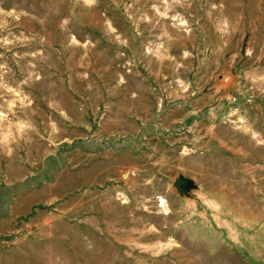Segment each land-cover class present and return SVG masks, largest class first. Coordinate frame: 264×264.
<instances>
[{"label": "rangeland", "instance_id": "374dc122", "mask_svg": "<svg viewBox=\"0 0 264 264\" xmlns=\"http://www.w3.org/2000/svg\"><path fill=\"white\" fill-rule=\"evenodd\" d=\"M0 264H264V0H0Z\"/></svg>", "mask_w": 264, "mask_h": 264}, {"label": "water", "instance_id": "95a60500", "mask_svg": "<svg viewBox=\"0 0 264 264\" xmlns=\"http://www.w3.org/2000/svg\"><path fill=\"white\" fill-rule=\"evenodd\" d=\"M190 183V179L188 178H183V177H178L174 181V186L180 191L184 192L185 191V186H187Z\"/></svg>", "mask_w": 264, "mask_h": 264}]
</instances>
